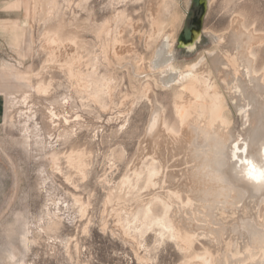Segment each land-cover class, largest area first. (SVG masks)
<instances>
[{"label":"rangeland","instance_id":"374dc122","mask_svg":"<svg viewBox=\"0 0 264 264\" xmlns=\"http://www.w3.org/2000/svg\"><path fill=\"white\" fill-rule=\"evenodd\" d=\"M192 7L193 0H0V264L185 263L182 246L141 218L145 201L164 191L143 183L172 149L162 144L161 122L180 132L174 97L184 81L164 86L144 66L164 29L174 31L170 62L183 69L214 51L238 19L262 34L253 51L254 67L264 68V0H212L196 45L181 48ZM223 102L240 141L242 113ZM155 109L161 119L149 132ZM176 158L170 151L163 172L181 174L187 164ZM207 243L198 238L193 252L203 254Z\"/></svg>","mask_w":264,"mask_h":264},{"label":"bare ground","instance_id":"6f19581e","mask_svg":"<svg viewBox=\"0 0 264 264\" xmlns=\"http://www.w3.org/2000/svg\"><path fill=\"white\" fill-rule=\"evenodd\" d=\"M211 1L193 0L179 47L191 49L196 45L201 37L202 14ZM239 22L236 19L216 37L219 43L214 51L183 69L170 62L172 56L167 54L174 31L172 27L164 29L153 57L143 65L144 71H157L153 78L164 86L184 81L174 97L175 106L173 103L180 132L176 134L175 128L161 122L162 144H171L172 149L160 153V169L148 168L143 183L144 189L157 185L164 191L148 196L141 217L143 224L159 228L160 239L165 236L182 246L188 253L184 264H264V68L254 67L253 51L262 34ZM156 26L157 32L163 29L161 23ZM227 98L242 113L240 141L235 139L231 118L224 109ZM157 110L152 114L149 132L157 129L161 119ZM49 113L52 118L58 116L52 110ZM32 117L27 115L25 121ZM172 150L179 157L176 163L187 164L179 175L163 172ZM76 157L81 161V154ZM134 182L138 185V180ZM126 184H131L129 179ZM157 206L159 213L154 210ZM200 237L209 243L203 254L193 252Z\"/></svg>","mask_w":264,"mask_h":264}]
</instances>
